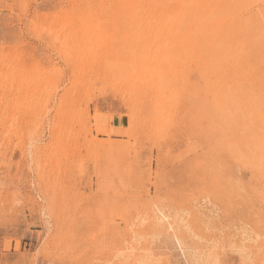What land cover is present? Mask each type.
Segmentation results:
<instances>
[{
    "label": "rangeland",
    "instance_id": "1",
    "mask_svg": "<svg viewBox=\"0 0 264 264\" xmlns=\"http://www.w3.org/2000/svg\"><path fill=\"white\" fill-rule=\"evenodd\" d=\"M127 4L0 0V264H264V18L212 97Z\"/></svg>",
    "mask_w": 264,
    "mask_h": 264
},
{
    "label": "bare ground",
    "instance_id": "2",
    "mask_svg": "<svg viewBox=\"0 0 264 264\" xmlns=\"http://www.w3.org/2000/svg\"><path fill=\"white\" fill-rule=\"evenodd\" d=\"M110 1H113V0H110ZM119 1H120V4L127 2L128 3L127 5H130V6L133 5V6L144 7L145 12H144L143 17L148 18L151 16V19H152V21H154V23H156V22L161 23V29L160 30L161 31L163 30V33H165L167 35L166 37L169 38V36L170 37L173 36L175 38V40H177L180 44V46L177 49V52H174L175 57L181 58L183 55H185V57L188 58V60L190 62L197 65L199 71L207 77L205 86H206V89L208 90V92H210V91L212 92L213 91L212 89H215L214 87H216V82L221 83V86H219V87L224 89L226 82H229V80L232 82L234 79H236V77L238 76V72H239V65L242 66L241 63L243 61V58H242L243 54L250 51V50H254V49H251L252 48V42L254 41V37L257 33V27H259L261 25L260 20L262 18H264V0H119ZM117 7H118V5H117ZM252 8H254V10H253L254 12L248 13V11L249 10L251 11ZM262 23H263V21H262ZM93 25H94V23H93ZM250 29H252V32L250 31ZM98 38H99V36H98ZM260 38H263V37L261 36ZM96 40H97V37H96ZM258 40L259 39H257V41ZM257 51H259V50H257ZM244 56H245V54H244ZM175 57H174V59H176ZM185 57L183 58L184 61H185ZM178 61L180 62L181 60H178ZM260 62H262V61H260ZM232 63H234V65ZM228 66H231L230 68L234 69L230 74H228V72H229ZM262 67H264V66H262ZM209 73H211V74L214 73V75H216L217 78L215 76L216 79L213 80L214 77L213 78L211 76L209 77ZM217 91L218 90L216 88V90L214 92L216 93ZM211 92H210V95L213 97L214 95H212ZM221 94H222V92H221ZM2 95H5V94H2ZM14 98H15V96H14ZM48 99H50V98H48ZM250 99H251V97H250ZM252 99H254V98H252ZM34 100H35V97H34ZM213 100H215V99L213 98ZM217 101H218V105H219V100H217ZM15 102H16V100H15ZM16 103H18V101ZM33 104H34V101H33ZM210 104H211V107L215 105L214 103H210ZM220 104H221V102H220ZM216 105H217V103H216ZM24 108H27V107H24ZM217 109H218V107H217ZM217 109H216V111H217ZM219 111H220V109H219ZM203 114H205V113H203ZM216 114H218V113L216 112ZM12 115L15 116V114H12ZM213 115H215V112ZM210 116L212 118V115H210ZM254 116H255V114H254ZM222 118H223V116H222ZM209 120H210V118H209ZM206 121H208V119ZM177 239H179V238H177ZM256 244H257V242H256Z\"/></svg>",
    "mask_w": 264,
    "mask_h": 264
}]
</instances>
